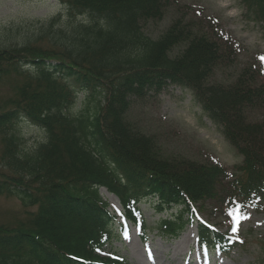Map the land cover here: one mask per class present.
<instances>
[{
  "label": "trees",
  "instance_id": "1",
  "mask_svg": "<svg viewBox=\"0 0 264 264\" xmlns=\"http://www.w3.org/2000/svg\"><path fill=\"white\" fill-rule=\"evenodd\" d=\"M60 1L66 14L39 22L22 41L0 44V81L19 76L13 92L0 98V194L36 206L14 223H0V264H121L116 253H102L119 237L103 187L119 197L122 215L143 239L151 228L179 236L197 220L200 248L231 255L239 236L197 216L207 201L232 207V189L264 209V119L247 115L264 109V70L244 67L233 83L211 81L214 67L231 61L236 48L218 39L212 25L199 32L180 16L159 37L147 33L143 22L161 18L176 0ZM242 2L264 23V0ZM182 41V51L172 54ZM170 82L189 87L242 153L233 170L165 157L150 135L132 126L127 114L134 99ZM77 85L101 97L70 113ZM21 117L42 126L47 139L25 148L13 127ZM150 197L157 211L179 209L149 227L141 202ZM243 206L233 205L232 214Z\"/></svg>",
  "mask_w": 264,
  "mask_h": 264
},
{
  "label": "rangeland",
  "instance_id": "2",
  "mask_svg": "<svg viewBox=\"0 0 264 264\" xmlns=\"http://www.w3.org/2000/svg\"><path fill=\"white\" fill-rule=\"evenodd\" d=\"M66 13L67 6L60 0H0V44L22 41V37L37 28L39 22ZM180 16L192 20L194 30L199 32H208V26L212 25L218 39L222 36L232 43L225 41L227 44L236 46L231 61L223 60L214 67L209 78L211 81L233 83L244 67L259 66L264 70V23L252 17L242 0H176L161 18L144 21V30L157 38ZM186 44L182 41L176 45L172 54L181 52ZM17 79L19 76H9L0 81V98L13 92ZM76 88L78 96L68 108L70 113L94 106L101 97L99 91L91 88L79 85ZM247 115L252 120L261 121L264 109H249ZM127 118L133 127L151 136L165 157L219 163L229 171L243 160L242 153L226 137L221 125L209 117L193 91L184 85L170 82L159 93L151 92L135 98ZM13 127L24 137L27 149L47 139L46 130L26 117L17 120ZM229 182L227 184L232 187ZM101 192L118 216L119 232L118 239L112 245H106L102 253H116L121 264H264V209L256 210L247 201L236 197L235 189H232L228 203L234 202L237 207L244 204L238 215L232 214L233 205L223 209L220 203L207 201V210L199 209L197 216L239 236L240 245L229 256L217 250L200 251L197 220L188 223L179 236L163 237L151 228L147 238L143 239L139 228L122 215L119 197L104 187ZM155 201L156 198L150 197L141 202L149 227L161 217L176 212L180 206L157 211ZM31 208L26 207L17 195L2 193L0 223H14L24 218ZM126 222L127 227L122 228Z\"/></svg>",
  "mask_w": 264,
  "mask_h": 264
}]
</instances>
